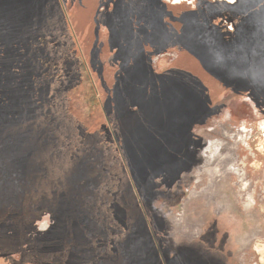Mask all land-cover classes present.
<instances>
[{"label": "rangeland", "instance_id": "374dc122", "mask_svg": "<svg viewBox=\"0 0 264 264\" xmlns=\"http://www.w3.org/2000/svg\"><path fill=\"white\" fill-rule=\"evenodd\" d=\"M263 43L264 0H0V264H264Z\"/></svg>", "mask_w": 264, "mask_h": 264}, {"label": "trees", "instance_id": "16d2710c", "mask_svg": "<svg viewBox=\"0 0 264 264\" xmlns=\"http://www.w3.org/2000/svg\"><path fill=\"white\" fill-rule=\"evenodd\" d=\"M223 22L225 23V29L222 30V33H223V39L225 41L229 40V39H232L234 38L235 36L232 34L233 32L234 33H238L241 31L242 29V26L244 24V18L242 17V14H239V16L235 13V17H232V16H221ZM215 22L219 25L221 22L220 21H217L215 20ZM220 22V23H219ZM229 25H232V29H230ZM246 28L248 26V24H245ZM244 27V26H243ZM227 33H229V35H227ZM264 45V43H263ZM86 64V63H85ZM87 65V64H86ZM86 67V66H85ZM87 70H89V67L87 66ZM90 72V71H89ZM264 75V73H262ZM88 77H91V82H92V86L88 89V98H87V102L89 103V105L91 107H94V109L96 111H100V113L104 110H103V107H102V101H101V97L99 96V90H98V87L96 86V84L94 83L95 81L93 80L94 77L93 75L90 73V75ZM261 82V83H260ZM259 82V84H263L264 85V76H263V79ZM263 85L262 86V89H263ZM249 92H252V89H249ZM105 113V112H104ZM90 220L89 222H92V223H98V222H95L94 218L93 217H89ZM127 231H129V233H127ZM88 230H85V233L87 234ZM119 232V233H118ZM123 235H128V240L129 242H131L132 244L134 243V246H133V249L134 250H140V254L141 256H143L145 253L144 250H147L146 254L143 256L145 257L144 259H141V258H138L137 256H135L134 258H132L130 260V263L131 264H142V260L146 263V264H161L159 263V258L157 257L156 255V251L154 249V242H153V239L150 235V232L148 229L146 230H139L135 227L131 228V229H125L123 232H121V230H114V236L116 238L120 237V236H123ZM156 255V256H155ZM152 256H154V259H151ZM151 257V258H150ZM58 256L57 257H54L53 260L55 261L54 264H59L61 263L60 259H58ZM161 260V259H160ZM52 263V262H51Z\"/></svg>", "mask_w": 264, "mask_h": 264}, {"label": "bare ground", "instance_id": "6f19581e", "mask_svg": "<svg viewBox=\"0 0 264 264\" xmlns=\"http://www.w3.org/2000/svg\"><path fill=\"white\" fill-rule=\"evenodd\" d=\"M259 123H260L259 125H260L261 127H264V120H263L262 122H259ZM263 129H264V128H263ZM260 142H261L260 145H259V146H260V149H261V150H264V141L262 140V141H260ZM255 150H256V149H255ZM260 170H261V169H260ZM263 170H264V169H263ZM259 252H260V251H259ZM261 260H262V259H261Z\"/></svg>", "mask_w": 264, "mask_h": 264}, {"label": "flooded vegetation", "instance_id": "af4514ba", "mask_svg": "<svg viewBox=\"0 0 264 264\" xmlns=\"http://www.w3.org/2000/svg\"><path fill=\"white\" fill-rule=\"evenodd\" d=\"M181 1V0H180ZM219 1H225V0H219ZM228 1H231V2H233V1H235V0H228ZM229 27H230V29H232L233 27H232V25H229Z\"/></svg>", "mask_w": 264, "mask_h": 264}]
</instances>
